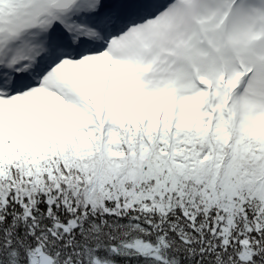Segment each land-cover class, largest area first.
<instances>
[{"label": "snow or ice", "instance_id": "6c2138e0", "mask_svg": "<svg viewBox=\"0 0 264 264\" xmlns=\"http://www.w3.org/2000/svg\"><path fill=\"white\" fill-rule=\"evenodd\" d=\"M0 264H264V0H0Z\"/></svg>", "mask_w": 264, "mask_h": 264}]
</instances>
